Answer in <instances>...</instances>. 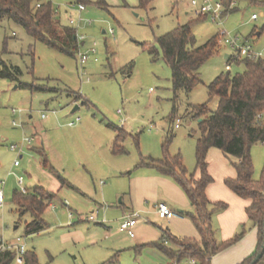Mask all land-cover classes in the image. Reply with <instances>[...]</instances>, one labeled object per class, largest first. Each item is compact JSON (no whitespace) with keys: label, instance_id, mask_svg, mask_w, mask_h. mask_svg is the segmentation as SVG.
<instances>
[{"label":"rangeland","instance_id":"rangeland-1","mask_svg":"<svg viewBox=\"0 0 264 264\" xmlns=\"http://www.w3.org/2000/svg\"><path fill=\"white\" fill-rule=\"evenodd\" d=\"M191 2L152 0L143 9L138 0H120L119 6L114 4L109 11L86 5L82 15L68 9L70 3H54L62 25L69 26L71 20L77 23L81 18L79 27L78 23L74 27L85 37L80 52L87 54L95 49L98 59H90L85 65L79 62V52L74 57L52 49L12 21L0 24L1 59L18 67L20 81L33 88H21L0 74L3 242L14 244L21 238L27 251L37 255L39 264H193L190 259L178 263L153 246L161 239L162 230L168 229L179 238L188 237L181 228L160 219L153 210L155 205L167 202L177 212H193L190 201L187 210L170 203L162 190L155 194L132 192L136 175L143 171L136 167L142 159L162 160L167 134L173 133L168 155H180L188 172L200 176L196 158L198 121L190 114L189 105L208 104L212 112L217 110L219 99H210L209 86L227 73L225 56L234 54L225 39L239 38L240 44L251 45L264 55V0H235V11L220 21L214 22L209 15L193 25L197 47L216 36L220 46L201 67V84L190 94L180 92L175 100L170 67L161 51L155 61L145 45H156L157 38L195 20ZM244 70L243 64H232L231 75ZM77 95L83 99L78 100ZM76 106L79 109L73 113ZM76 118L80 123L69 127ZM176 119L182 121L178 129ZM115 128L130 135L122 143L126 155L111 151L118 135ZM36 135V141L24 146L22 158L11 149V145L23 146L25 138L33 140ZM41 148L46 150L45 157L38 150ZM251 154L257 179L264 168V144L255 145ZM45 160L50 167L44 165ZM64 161L78 170H68L69 176L64 175L60 167ZM233 162L237 159L218 149L209 151L207 163L214 182L224 169L233 170ZM54 171L71 183L75 181L85 196L61 189ZM19 177L24 178L23 187L28 190L37 185L58 193L59 200L43 215L49 228L38 234H25V226L33 218L29 213L18 214L12 200L13 192L21 191ZM132 212L142 217L133 229L135 237L120 231L124 217ZM91 216L94 221L89 220Z\"/></svg>","mask_w":264,"mask_h":264},{"label":"trees","instance_id":"trees-1","mask_svg":"<svg viewBox=\"0 0 264 264\" xmlns=\"http://www.w3.org/2000/svg\"><path fill=\"white\" fill-rule=\"evenodd\" d=\"M151 1L140 0V8L146 9ZM222 1L227 13L235 11V8L229 9L235 0ZM86 4L89 5L87 2ZM98 5L101 4L98 3ZM205 18L206 16H199L185 25L178 26L175 30L157 38L156 45H145V49L155 61L158 60L161 51L162 59L170 67L175 100L178 99L180 92L190 94L201 84V67L219 50L218 36L205 45L196 46L193 25ZM6 20L20 25L35 41L42 42L52 49L74 57L79 50L76 29L70 25L61 24L51 1L0 0V24ZM259 34L261 35V32ZM227 61L237 65L243 64L245 70L235 76L231 75V71H227L210 84V99L214 97L219 99L217 110L212 112L208 104L189 105L190 114L198 121L200 136L197 142L196 158L200 176L196 177L188 172L180 155L175 157L168 155L173 133L167 134L163 144L165 155L162 160L146 162L142 159L136 167L154 168L161 175L172 178L187 195L194 208L193 212L181 215L193 222L200 240L179 238L166 229L162 230L161 239L153 244L162 254L178 263L190 259L195 260L197 264H212L215 255L237 244L245 235L243 231L226 242H218L216 238V231L212 224L213 216L215 212L227 209L228 205L223 202L211 203L207 198V188L214 182L207 163V156L212 148L222 151L225 156L237 159V162H233L237 177L228 178L225 183L238 196L251 200L247 214L258 227L259 244L257 251L243 264H250L253 261L260 252L264 240V168L261 178L255 180V166L251 154L255 145L264 144V58L233 61L231 57H228ZM0 74L4 79L17 82L21 88L33 89L31 85L20 81L21 70L18 67L9 66L1 57ZM76 98L83 99L81 95H77ZM78 100L75 101L78 102ZM117 131L112 153L126 155L128 153L122 147V143L130 135L124 129H117ZM41 154L46 156L43 150ZM44 165L50 167L47 160ZM54 172L63 187L76 189L60 174ZM57 200H59L58 193L39 186L29 189L27 193L19 190L13 192V203L17 206L18 214L23 216L29 213L33 218L25 226L27 236L38 234L49 228L43 215ZM2 244L3 240L0 239V246ZM15 258V251H0V264H14ZM260 262H264V257ZM25 264H39L37 255L27 251Z\"/></svg>","mask_w":264,"mask_h":264},{"label":"crops","instance_id":"crops-1","mask_svg":"<svg viewBox=\"0 0 264 264\" xmlns=\"http://www.w3.org/2000/svg\"><path fill=\"white\" fill-rule=\"evenodd\" d=\"M48 1H51L53 4L54 3H67V4L70 3L72 5H77V4L87 5L86 4L87 2L89 3V5L95 6L98 9H104V10L109 11V8L112 7V5L114 4L118 5L120 0H81V1L80 0H48ZM98 3H100L101 5L99 6ZM138 3L140 5V0H138ZM123 6L129 7L128 4H123ZM75 11L78 12L77 10ZM82 14L83 12L81 13V15ZM103 33L105 34L106 31H103ZM36 138H37V135L35 136V138H33V141L34 140L36 141ZM112 146H113V143H112ZM38 150H40V153L43 150L46 155L45 148H41ZM111 151H112V147H111ZM20 158H22V156H20ZM60 167L63 168L64 175L66 174L67 176H69L68 170H71L72 173L78 170L77 167L73 168L72 163H69L67 161L61 162ZM79 167H81V165H78V168ZM140 169L143 171L136 175L137 177L133 181L134 184L131 187L132 192L134 193L148 192V193L155 194L156 191L162 190V192L166 195L170 203L174 205H178V206L180 205V207L188 210L189 199L187 195L184 193V191L181 189V187H179V185L172 178L161 175L159 171L154 168L143 167ZM258 175H259L258 178L257 179L255 178V180H259L262 174L258 173ZM236 177H237V172L235 168H233V170L224 169L223 173L218 176L219 178L218 182H213L207 188V198L211 203L224 202L228 205L227 209L223 211H219L216 213V215L213 216L212 224H213V228L216 231V238L218 242L220 241L226 242L228 240L233 239L237 234L243 231L245 232L244 237L237 244L215 255L212 259V264H243L247 259H249L257 251V248H258V244H259L258 227L249 219V216L247 214V208L251 205V200L244 199L238 196L230 188L227 187L226 183L223 184L222 182L223 180H227L228 178H236ZM70 179L73 181L72 178ZM66 180L69 181L68 179ZM71 184L76 188L75 190L72 188L63 187L60 182L61 189L68 188L79 195L85 196V194L78 187V184L75 181ZM35 187H37V185ZM12 200H13V197H12ZM161 203H167V202H161ZM168 205L172 208V210L175 213H177L176 217L168 220L169 223L172 226L181 228L182 229L181 233L183 235L192 237L196 240H200V235L196 227L194 226L193 222L189 219H186L184 215L183 216L181 215L183 213H186L185 210L181 209L177 212L173 206H171L170 204ZM86 206H89V205H86ZM153 210L155 211V207L153 208ZM162 234L163 233H161V235ZM259 264H264V262H260Z\"/></svg>","mask_w":264,"mask_h":264},{"label":"built area","instance_id":"built-area-1","mask_svg":"<svg viewBox=\"0 0 264 264\" xmlns=\"http://www.w3.org/2000/svg\"><path fill=\"white\" fill-rule=\"evenodd\" d=\"M191 4L194 9V13L196 14L197 17L210 15L214 22L220 21L224 17V15L227 14V9L222 0H192ZM234 5H235V2H232L229 9H233ZM68 9L77 10L79 12V15H81L82 12L86 11V6L84 4L70 5ZM56 14L58 15L57 10H56ZM252 19L256 20L257 16L253 15ZM80 21H81V18L79 19V21H77L78 27L80 25ZM77 23L75 20H71L70 26L75 27ZM222 35L224 36L225 34L223 33ZM84 39L85 37L80 36L76 30V40L79 46L78 52H79L80 64L85 65L89 62L90 59H94L95 62H97L98 59L96 58L95 49H91L90 53L81 54L80 46L83 43ZM225 43L228 44L234 50V54L231 56V59L233 61H238L242 59H255L256 60V59L264 58L263 53L261 51L255 50L251 45L240 44L239 38L225 39ZM232 64H233L232 62L228 61L226 65L227 71L232 70ZM13 114H16V111H13ZM42 118H45V115H43ZM80 121H81L80 118H76L74 121L69 123V126L73 127L79 124ZM181 122H182L181 119H177L176 124H175L176 129L180 128ZM14 125H16L15 122H14ZM32 141L33 140L31 138H25L23 141V146L11 145V149L14 151H18L20 153V156H22L21 154L24 151V146L26 145L30 146ZM14 165L18 167L19 162L16 161ZM18 183L21 186V191L23 193H27L28 189L26 187H23V183H24L23 177H19ZM3 205H4V192L3 190H0V206H3ZM155 209L160 219L170 220L177 216V213H175L167 203H159L155 206ZM141 218L142 217L140 216V214L136 212H132L131 214L127 215L123 219V223L121 225L120 231L128 232L131 237H134L135 234H134L133 229ZM89 220L94 221L95 217L91 216ZM0 251H15L16 252L15 263L25 264V255L27 253V248H26V245L21 240V238H18L16 243L14 244H7L3 242V244L0 246ZM192 263L197 264L195 260H192Z\"/></svg>","mask_w":264,"mask_h":264},{"label":"water","instance_id":"water-1","mask_svg":"<svg viewBox=\"0 0 264 264\" xmlns=\"http://www.w3.org/2000/svg\"><path fill=\"white\" fill-rule=\"evenodd\" d=\"M258 36H259V33H258ZM227 58V56H226ZM79 109V106H76L74 109H73V113L76 112L77 110ZM264 257V240H263V244H262V247H261V250L260 252L256 255V257L253 259V261L250 263V264H258L262 258Z\"/></svg>","mask_w":264,"mask_h":264}]
</instances>
